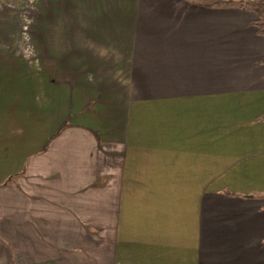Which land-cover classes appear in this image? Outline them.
Instances as JSON below:
<instances>
[{
	"label": "crops",
	"instance_id": "0c3cea01",
	"mask_svg": "<svg viewBox=\"0 0 264 264\" xmlns=\"http://www.w3.org/2000/svg\"><path fill=\"white\" fill-rule=\"evenodd\" d=\"M204 1L0 6V264H264V37Z\"/></svg>",
	"mask_w": 264,
	"mask_h": 264
},
{
	"label": "trees",
	"instance_id": "16d2710c",
	"mask_svg": "<svg viewBox=\"0 0 264 264\" xmlns=\"http://www.w3.org/2000/svg\"><path fill=\"white\" fill-rule=\"evenodd\" d=\"M204 3L206 6L231 7L253 12L256 15L253 21L256 33L264 37V0H205Z\"/></svg>",
	"mask_w": 264,
	"mask_h": 264
},
{
	"label": "rangeland",
	"instance_id": "374dc122",
	"mask_svg": "<svg viewBox=\"0 0 264 264\" xmlns=\"http://www.w3.org/2000/svg\"><path fill=\"white\" fill-rule=\"evenodd\" d=\"M13 1H16V0H0V6H4L5 4L13 2Z\"/></svg>",
	"mask_w": 264,
	"mask_h": 264
}]
</instances>
